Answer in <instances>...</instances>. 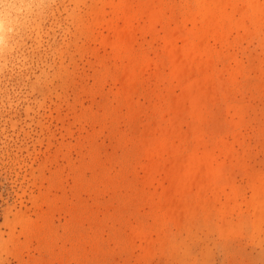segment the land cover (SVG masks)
Masks as SVG:
<instances>
[{"label": "rangeland", "instance_id": "rangeland-1", "mask_svg": "<svg viewBox=\"0 0 264 264\" xmlns=\"http://www.w3.org/2000/svg\"><path fill=\"white\" fill-rule=\"evenodd\" d=\"M24 2L0 264H264V0Z\"/></svg>", "mask_w": 264, "mask_h": 264}, {"label": "clouds", "instance_id": "clouds-1", "mask_svg": "<svg viewBox=\"0 0 264 264\" xmlns=\"http://www.w3.org/2000/svg\"><path fill=\"white\" fill-rule=\"evenodd\" d=\"M31 4L24 0H0V76L6 65L11 68L17 67L13 61L19 57L14 55L16 50V39L20 35L25 21L31 15ZM28 95L23 90L9 89L6 93L0 92V111L13 110L19 104H27L26 110L35 111L40 107L42 101L34 100L28 102ZM35 105L36 107H33Z\"/></svg>", "mask_w": 264, "mask_h": 264}]
</instances>
